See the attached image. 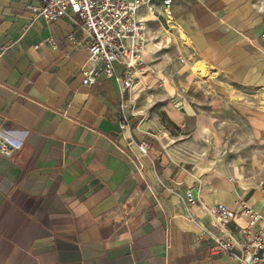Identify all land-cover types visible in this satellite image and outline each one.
I'll return each instance as SVG.
<instances>
[{"label":"crops","instance_id":"crops-1","mask_svg":"<svg viewBox=\"0 0 264 264\" xmlns=\"http://www.w3.org/2000/svg\"><path fill=\"white\" fill-rule=\"evenodd\" d=\"M247 2L174 0L166 29L162 0H151L140 13L151 38L146 73L122 96L104 75L82 84L89 54L67 43L70 22L39 18L42 0H0V132L15 145L0 155V264H237L211 253L186 214L187 193L198 200L192 216L208 226L205 210L219 204L243 202L264 218V190L186 155L201 125L188 140L160 119L186 132L205 86L264 85V32ZM191 59L206 62L210 79L187 74ZM246 226L239 215L226 230Z\"/></svg>","mask_w":264,"mask_h":264},{"label":"built area","instance_id":"built-area-1","mask_svg":"<svg viewBox=\"0 0 264 264\" xmlns=\"http://www.w3.org/2000/svg\"><path fill=\"white\" fill-rule=\"evenodd\" d=\"M173 2L162 0L160 17L167 25H173L170 13ZM150 6L151 0H42L41 8L36 11L47 24L66 20L74 27L67 43L75 50L85 48L89 54L90 67L83 70L84 86L94 85L104 75L117 81L124 96L146 73L143 56L151 38L140 13ZM48 44L52 50L60 47L53 39ZM180 62L185 64L182 58ZM116 64L121 66V73L117 72ZM13 149L15 145L0 132V155L11 156ZM197 202L188 192L185 211L202 236L211 240L210 251L214 256H230L237 264H264V218L258 212L243 202L234 209L219 204L205 210L210 217L208 227L192 216L190 208ZM239 215L246 219L247 226L235 233L228 232L226 226ZM259 224L261 227L254 230Z\"/></svg>","mask_w":264,"mask_h":264},{"label":"rangeland","instance_id":"rangeland-1","mask_svg":"<svg viewBox=\"0 0 264 264\" xmlns=\"http://www.w3.org/2000/svg\"><path fill=\"white\" fill-rule=\"evenodd\" d=\"M245 5L251 7L259 34H262L264 0H248ZM163 25L168 29L165 21ZM171 33H175V39L172 37V40H177L182 45L186 44L182 38L185 35L182 30H180L182 41L177 30H171ZM168 38L170 36L166 37ZM187 43L190 44L188 39ZM196 63H202L207 67L205 79L193 75L191 69ZM208 67L205 61L191 59L184 69L187 74L193 75L195 82L202 83L210 79ZM143 77L144 75L140 76V79ZM204 88L208 96L195 103L198 116L195 120L187 122L186 132H179L165 116H161L162 125L168 128L174 137L184 136L188 140L195 139L194 129L201 125L205 133L198 140V144L185 151L186 155L210 168L223 169L232 175L237 185L243 184L247 190L253 192L264 190V85L240 87L218 82L212 88L206 86ZM170 103L177 105L174 100ZM172 112L174 114L176 110L173 109Z\"/></svg>","mask_w":264,"mask_h":264},{"label":"bare ground","instance_id":"bare-ground-1","mask_svg":"<svg viewBox=\"0 0 264 264\" xmlns=\"http://www.w3.org/2000/svg\"><path fill=\"white\" fill-rule=\"evenodd\" d=\"M174 28V27H173ZM183 40L186 41L187 43V38L185 37V35L182 36ZM188 45H190L189 43H187ZM193 75H195V77H201L202 79H205V77L207 76V67L205 65H203L202 63H196L192 69H191ZM191 112V111H189ZM193 114V113H191Z\"/></svg>","mask_w":264,"mask_h":264}]
</instances>
